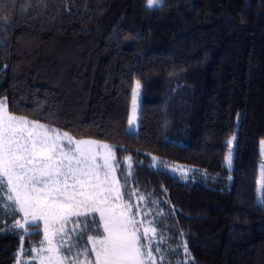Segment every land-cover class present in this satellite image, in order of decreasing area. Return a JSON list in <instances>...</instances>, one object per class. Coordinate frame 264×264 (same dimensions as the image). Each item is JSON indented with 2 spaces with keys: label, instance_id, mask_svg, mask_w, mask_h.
Returning a JSON list of instances; mask_svg holds the SVG:
<instances>
[{
  "label": "trees",
  "instance_id": "16d2710c",
  "mask_svg": "<svg viewBox=\"0 0 264 264\" xmlns=\"http://www.w3.org/2000/svg\"><path fill=\"white\" fill-rule=\"evenodd\" d=\"M146 5L0 0V99L7 98L14 115L115 146L118 180L130 174L129 189L149 201L145 207L125 195L124 202L151 211L149 220L163 213L155 238H166L163 264H183V247L177 248L183 241L193 258L187 264H264V207L257 200L264 0ZM136 81L141 103L131 132ZM234 131L229 170L224 156ZM168 163L182 165L186 178ZM15 218L0 213V264H15L21 247L11 231ZM42 237V229L27 236L24 248Z\"/></svg>",
  "mask_w": 264,
  "mask_h": 264
},
{
  "label": "snow or ice",
  "instance_id": "6c2138e0",
  "mask_svg": "<svg viewBox=\"0 0 264 264\" xmlns=\"http://www.w3.org/2000/svg\"><path fill=\"white\" fill-rule=\"evenodd\" d=\"M162 2L147 0L146 6L152 9ZM139 89L140 81H136L134 106ZM134 120L135 107L129 117L130 126ZM236 140L237 135L233 134L227 141L225 160L229 170ZM261 144L264 146V140ZM125 159L131 169V157ZM118 171L121 165L115 146L93 139H75L37 119L14 115L9 111L7 98L0 99V213L17 217L11 225V231L18 233L21 241L15 264H163L167 252L160 243L166 238L155 239L163 213L149 220L151 211L124 202L125 195L129 201L136 195L145 207L149 203L146 196L137 195V189H129L130 174L120 183ZM179 171L186 178L187 170ZM257 199L264 207V164L257 180ZM159 203L151 201L153 205ZM41 222L43 239L39 247L24 248L26 237L41 231ZM70 223L73 227L68 230L66 225ZM101 229L100 235H88ZM180 235L184 236L183 231ZM179 247H183V264H187L193 259L187 241Z\"/></svg>",
  "mask_w": 264,
  "mask_h": 264
},
{
  "label": "rangeland",
  "instance_id": "374dc122",
  "mask_svg": "<svg viewBox=\"0 0 264 264\" xmlns=\"http://www.w3.org/2000/svg\"><path fill=\"white\" fill-rule=\"evenodd\" d=\"M136 86V84H135ZM134 86V88H135ZM133 88V89H134ZM140 103H141V88L139 89L138 91V95L136 96V99H135V106H134V102H133V92H132V100H131V107H130V116L133 115V110H134V107H135V120L133 122V124L130 126L129 125V119H128V124H127V129L131 132H135L138 128V119H139V108H140ZM171 106V104L169 105ZM172 107V106H171ZM171 111L173 113H175V108L172 107ZM174 115V114H173ZM31 120V119H30ZM173 120V119H172ZM172 126V125H171ZM62 133L63 132H66V131H61ZM68 133V132H67ZM233 134H236V131H234L230 137L227 139V141L233 136ZM71 135V134H70ZM72 136V135H71ZM74 137V136H72ZM75 139H92V138H76L74 137ZM174 139V138H173ZM93 140H96V139H93ZM264 140V139H261L260 140V144H259V150H260V161H259V165H258V177H257V180L260 178V173H261V166L262 164H264V146H262L261 144V141ZM98 142H102V143H106V142H103V141H99V140H96ZM108 144V143H107ZM235 144H236V141L234 142V149H235ZM65 146L67 147V141L65 140ZM228 151H229V146L227 147V150H226V153H225V156L228 154ZM234 153V152H233ZM225 156H224V164L226 165V167L229 169L227 163H226V160H225ZM232 164H233V157H232ZM166 167L168 169H172L170 171H172L173 173H177L179 174L180 171L179 169H183L184 167L182 165H180L179 163H168L166 165ZM232 168V167H231ZM258 200V199H257ZM118 203V202H117ZM138 217L140 216H137L136 218L138 219ZM141 218V217H140ZM139 220V219H138ZM41 229H43V223L41 222ZM66 228L68 230H71L72 229V225L71 224H68L66 225ZM43 232V231H42ZM141 232H143V228H141ZM43 239V237H42ZM37 247H39V245H36ZM90 249H91V245H90ZM26 258V257H24ZM92 259H94V257H92ZM36 264H38V262H36Z\"/></svg>",
  "mask_w": 264,
  "mask_h": 264
}]
</instances>
